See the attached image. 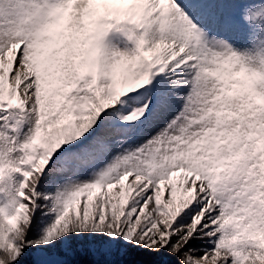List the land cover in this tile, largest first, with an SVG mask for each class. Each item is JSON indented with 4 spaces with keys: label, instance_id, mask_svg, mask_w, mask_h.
<instances>
[{
    "label": "snow or ice",
    "instance_id": "obj_1",
    "mask_svg": "<svg viewBox=\"0 0 264 264\" xmlns=\"http://www.w3.org/2000/svg\"><path fill=\"white\" fill-rule=\"evenodd\" d=\"M0 264H264V0H0Z\"/></svg>",
    "mask_w": 264,
    "mask_h": 264
},
{
    "label": "rangeland",
    "instance_id": "obj_2",
    "mask_svg": "<svg viewBox=\"0 0 264 264\" xmlns=\"http://www.w3.org/2000/svg\"><path fill=\"white\" fill-rule=\"evenodd\" d=\"M123 26L125 27L124 24L115 25L102 38V44L109 54L113 52H124L131 55L135 51L136 45L134 39L131 38L132 32L126 31L122 28ZM161 187L165 189L164 198L166 199L167 189L163 183ZM115 191L119 192V188Z\"/></svg>",
    "mask_w": 264,
    "mask_h": 264
},
{
    "label": "bare ground",
    "instance_id": "obj_3",
    "mask_svg": "<svg viewBox=\"0 0 264 264\" xmlns=\"http://www.w3.org/2000/svg\"><path fill=\"white\" fill-rule=\"evenodd\" d=\"M124 25H125V27L123 26L122 28H124L128 32H131L130 29H133V27H134V26L130 27V26H128L129 24H126V23H124Z\"/></svg>",
    "mask_w": 264,
    "mask_h": 264
}]
</instances>
